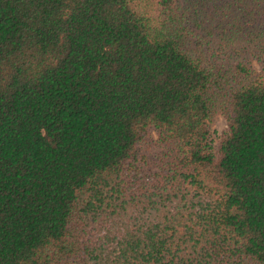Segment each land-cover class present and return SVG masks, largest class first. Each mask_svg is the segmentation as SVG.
Instances as JSON below:
<instances>
[{
  "label": "trees",
  "instance_id": "16d2710c",
  "mask_svg": "<svg viewBox=\"0 0 264 264\" xmlns=\"http://www.w3.org/2000/svg\"><path fill=\"white\" fill-rule=\"evenodd\" d=\"M0 264H264V0H0Z\"/></svg>",
  "mask_w": 264,
  "mask_h": 264
},
{
  "label": "rangeland",
  "instance_id": "374dc122",
  "mask_svg": "<svg viewBox=\"0 0 264 264\" xmlns=\"http://www.w3.org/2000/svg\"><path fill=\"white\" fill-rule=\"evenodd\" d=\"M223 122H224L223 117H219L217 122L215 123V128H217V130H219L222 127Z\"/></svg>",
  "mask_w": 264,
  "mask_h": 264
}]
</instances>
